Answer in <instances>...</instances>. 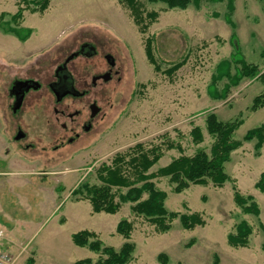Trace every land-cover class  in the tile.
I'll return each instance as SVG.
<instances>
[{"label": "rangeland", "instance_id": "374dc122", "mask_svg": "<svg viewBox=\"0 0 264 264\" xmlns=\"http://www.w3.org/2000/svg\"><path fill=\"white\" fill-rule=\"evenodd\" d=\"M141 4L143 15H157L142 33L120 0H51L42 13L23 10L18 0H0V247L5 248L11 232L10 218L29 223L25 233L14 228V264H73L83 259L96 264L104 256L72 243L71 236L84 230L95 233L102 247L119 251L124 244L132 245L127 264H264V194L255 188L264 173V143L258 147L255 138L246 140L248 131L264 125V106L249 110L264 86L251 78L233 86L216 72L224 62L231 65V77L240 69L231 62L236 42L245 62L264 71V0H233L232 10L227 0H200L185 9ZM19 8L22 16L14 20ZM147 41L154 64L146 54ZM83 44L96 54L80 56L69 66L84 69L90 81L106 71L103 55L109 53L117 73L93 93L102 97L93 129L72 144L65 140L59 145L36 124L35 116L54 105L46 93L54 68ZM176 65L180 68L170 73ZM20 79L40 83L41 90L30 93L13 117L7 93L12 81ZM211 114L224 123L241 121L233 134L241 146L224 164L230 180L222 187L190 184L177 192L169 177L148 181L165 195L164 210L175 214L165 233L135 215L134 205L120 202L127 189L114 199L121 203L116 214L92 213L81 186H101L99 168L111 166L116 156L137 145L143 150L161 147L162 156L146 175L181 156L198 151L209 156L214 139L206 131V119ZM16 120L35 149L25 150L13 141ZM195 128L202 133L199 144L190 136ZM56 132L60 135L59 125ZM168 143L179 145L180 151L167 150ZM236 193L248 199L244 206L235 202ZM147 198L143 193L139 202ZM192 214L204 225L187 230L181 218ZM123 221L132 226L128 239L116 231ZM242 222L251 228L247 244L231 247L228 236Z\"/></svg>", "mask_w": 264, "mask_h": 264}, {"label": "trees", "instance_id": "16d2710c", "mask_svg": "<svg viewBox=\"0 0 264 264\" xmlns=\"http://www.w3.org/2000/svg\"><path fill=\"white\" fill-rule=\"evenodd\" d=\"M19 5L24 6L23 10H28L31 13L44 12L51 0H18ZM147 3H162L169 9H185L190 3L198 5L200 0H143ZM224 0H212V2H222ZM228 7L232 10L233 0H227ZM120 4L126 8L133 19L134 24L139 28V31L145 32L147 26L155 20L156 13H148L143 15L141 0H120ZM23 10L19 11L13 19L21 18ZM148 20V23H145ZM235 38V37H234ZM236 40V38H235ZM237 41V40H236ZM151 42L146 43V54L151 63L154 60L151 52ZM235 55L231 62L240 65V69L236 70L234 76H230V63L224 62L217 66L216 72L221 78L227 77L231 84L237 85L242 78H251L259 80L264 86V71L261 72L258 66L249 65L245 62L237 42L235 43ZM180 65H176L170 69L173 73ZM157 69V68H156ZM264 106V93L255 97L249 110L255 112ZM241 121L220 122L211 114L206 119V131L210 137L214 139L210 149V155L207 156L203 151H198L194 156H181L174 159L167 167L162 168L150 175H146L148 170L157 163L162 156L161 147L152 149H142V145H137L130 149L125 155H118L113 159L111 166L102 165L97 173V179L101 186L91 187L81 186L89 196V204L93 214L106 213L114 215L118 212L121 203L114 199L119 195V190L127 189V193L119 195L120 202L130 203L133 206L132 211L137 216H143L151 224L156 227L157 232L165 233L170 228V222L175 217V214H168L163 208V200L165 195L158 191L154 185L148 181L156 177H169L171 182L176 184L174 191H181L188 185H206L211 183L215 187H222L226 181H229V176L224 172V164L228 161L232 151L239 148L241 143L233 139L234 132L240 126ZM191 139L194 144H199L203 141L200 129L195 128L191 134ZM255 138L258 147L264 143V125L256 127L248 131L246 140ZM180 151L179 145L171 143L166 144V149H175ZM127 159V160H126ZM138 183H143L140 188L134 187ZM255 188L264 194V173L259 176L255 184ZM112 189H117V195L111 193ZM80 190V189H79ZM78 190V191H79ZM76 194V192H73ZM147 193L148 198L143 202L141 195ZM235 202L239 206H244L248 199H244L237 193ZM254 206V205H250ZM254 213H257L256 207H252ZM246 213L253 212L250 207H243ZM182 225L185 229L191 230L196 226H203L204 222L198 214L183 216L181 218ZM132 230L131 223L126 221L120 222L117 226V233L124 239H128ZM251 234V228L242 222L236 227L235 234L228 236V243L231 247H245L247 238ZM94 239L93 242H88ZM74 246L79 248L87 247L92 252L100 253L103 258H100L96 264H127L130 261L132 253V245L124 244L119 251H115L112 247H102L101 242L97 239L95 233L84 230L71 236ZM73 264H90V260L83 259L76 261Z\"/></svg>", "mask_w": 264, "mask_h": 264}, {"label": "flooded vegetation", "instance_id": "af4514ba", "mask_svg": "<svg viewBox=\"0 0 264 264\" xmlns=\"http://www.w3.org/2000/svg\"><path fill=\"white\" fill-rule=\"evenodd\" d=\"M75 54L69 61L67 59ZM95 49L88 45L83 44L79 46V49L71 53L66 59L53 70L51 80L46 84V93L49 99L54 102V105L45 109V114L41 111L37 112L36 124L43 126L46 130V136L51 139L52 142H57L59 145H63L66 140L68 144H72L79 140L83 134L89 133L95 124L96 118L102 112L101 106L98 104L100 101L101 93L97 95L100 98H96L93 93L96 90L101 89L100 83L106 84L112 80L113 72L115 68V61L109 53L103 55L107 69L104 72H99L90 77L88 81L87 72L82 69H75L69 64L80 56L95 55ZM32 79H20L12 81L10 88L8 89V97L10 98V104L8 105V111L11 116L15 117L22 110L27 96L34 92L38 93L41 90V84H39L38 90L32 88L26 90V87L32 86ZM21 83H26L23 86ZM22 96L20 106L17 110H13L15 100ZM94 96V97H92ZM40 110V109H39ZM59 125L61 130L60 135H57L56 126ZM14 136L13 141L15 143H22V148L25 150L35 149L34 144L28 143L27 131H23L18 121L13 122ZM30 126H27V128ZM20 134V138L17 136ZM27 141V142H26ZM24 142V143H23ZM57 147V145H56ZM55 147V148H56Z\"/></svg>", "mask_w": 264, "mask_h": 264}, {"label": "crops", "instance_id": "0c3cea01", "mask_svg": "<svg viewBox=\"0 0 264 264\" xmlns=\"http://www.w3.org/2000/svg\"><path fill=\"white\" fill-rule=\"evenodd\" d=\"M58 204V203H57ZM60 205V204H59ZM59 205L55 206L56 208L59 207ZM16 220L13 219V218H10L9 219V224L12 225V228H11V232H9V236H7V239L5 240L3 246H5L4 249L8 250L10 253L11 252H15L13 251L15 249V244H14V240L16 239L14 236V228L16 230V228H19L20 227V233H25L24 231L28 229L29 227V223L27 221L24 222V224H20L18 222H15ZM17 223V224H16ZM21 226H24V227H21ZM2 232V231H1ZM17 232V231H16ZM18 250V249H17Z\"/></svg>", "mask_w": 264, "mask_h": 264}, {"label": "water", "instance_id": "95a60500", "mask_svg": "<svg viewBox=\"0 0 264 264\" xmlns=\"http://www.w3.org/2000/svg\"><path fill=\"white\" fill-rule=\"evenodd\" d=\"M73 56H76L75 54H73V55H71L68 59H67V61H69V60H71L72 58H73ZM33 84H31L32 86H30V87H26L25 89L26 90H28V89H30V88H32L33 90H38L39 89V84L37 83V82H32ZM21 85H27L26 83H21ZM21 99H22V96H20V97H18L16 100H15V104H14V108H13V110L15 111V110H17L18 108H19V106H20V103H21ZM20 138V134L17 136V139H19Z\"/></svg>", "mask_w": 264, "mask_h": 264}, {"label": "built area", "instance_id": "2783aa9c", "mask_svg": "<svg viewBox=\"0 0 264 264\" xmlns=\"http://www.w3.org/2000/svg\"><path fill=\"white\" fill-rule=\"evenodd\" d=\"M2 233L0 232V237ZM14 260L12 255L5 249L0 247V264H13Z\"/></svg>", "mask_w": 264, "mask_h": 264}]
</instances>
